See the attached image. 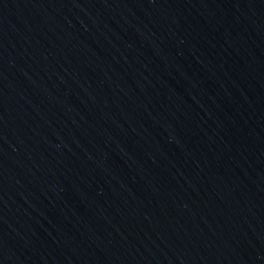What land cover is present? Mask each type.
I'll list each match as a JSON object with an SVG mask.
<instances>
[{
	"label": "water",
	"instance_id": "water-1",
	"mask_svg": "<svg viewBox=\"0 0 264 264\" xmlns=\"http://www.w3.org/2000/svg\"><path fill=\"white\" fill-rule=\"evenodd\" d=\"M0 264H264V0H0Z\"/></svg>",
	"mask_w": 264,
	"mask_h": 264
}]
</instances>
